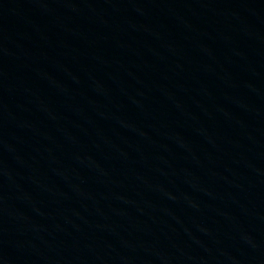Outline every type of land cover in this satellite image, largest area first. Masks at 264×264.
Instances as JSON below:
<instances>
[{
	"label": "water",
	"instance_id": "1",
	"mask_svg": "<svg viewBox=\"0 0 264 264\" xmlns=\"http://www.w3.org/2000/svg\"><path fill=\"white\" fill-rule=\"evenodd\" d=\"M0 264H264V0H0Z\"/></svg>",
	"mask_w": 264,
	"mask_h": 264
}]
</instances>
